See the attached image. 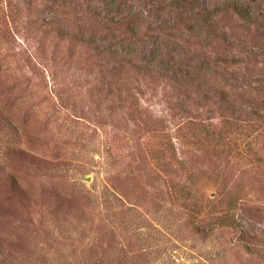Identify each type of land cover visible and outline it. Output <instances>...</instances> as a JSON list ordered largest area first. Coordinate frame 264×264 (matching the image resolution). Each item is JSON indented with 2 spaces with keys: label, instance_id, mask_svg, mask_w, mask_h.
<instances>
[{
  "label": "rangeland",
  "instance_id": "1",
  "mask_svg": "<svg viewBox=\"0 0 264 264\" xmlns=\"http://www.w3.org/2000/svg\"><path fill=\"white\" fill-rule=\"evenodd\" d=\"M114 1L0 0V264H264V0Z\"/></svg>",
  "mask_w": 264,
  "mask_h": 264
},
{
  "label": "trees",
  "instance_id": "2",
  "mask_svg": "<svg viewBox=\"0 0 264 264\" xmlns=\"http://www.w3.org/2000/svg\"><path fill=\"white\" fill-rule=\"evenodd\" d=\"M108 7L112 8L113 12L115 13V22L114 23H123L127 22L128 16L131 15L129 7H125L124 9L122 7H119L117 4H115L114 0H106V3ZM172 2L175 3V5H172V8L169 9L171 19L168 21V24L166 22H163V28L168 30L167 36H174L173 30H175V21L182 20L184 16H186L188 13L192 14L193 20L198 21V24H196L195 30H192V27H190V32L193 37L197 38L199 37V32L201 29L205 28V31H207L208 27L211 25V19L213 16H216L217 13L224 11V10H231L234 14L237 15L242 21L249 22L254 19L253 14L255 7L252 4H249V2L245 0H224L220 5H197L195 0H172ZM108 10V9H106ZM112 15V14H111ZM111 20L112 17H110ZM134 24L131 22L130 24V31L134 32ZM125 45L124 47H126ZM112 54L121 55L122 58H127L133 56L131 54V51L128 50V48L124 49L122 47H113L111 49ZM152 59H147V61H144L145 64H150V61ZM161 71L166 70H172L173 75L172 76H181L182 80H197L200 77L199 72L198 73H192L190 70L186 69V71L183 73L181 72V69L178 67L174 68L172 65H168L167 62L164 63H158L157 68ZM153 69L152 67H147V65H144L143 70L150 71ZM203 73V72H202ZM197 213L194 211L190 214L191 218V225L196 231H201L202 226L200 223V220L197 219L195 221L194 218H196Z\"/></svg>",
  "mask_w": 264,
  "mask_h": 264
}]
</instances>
